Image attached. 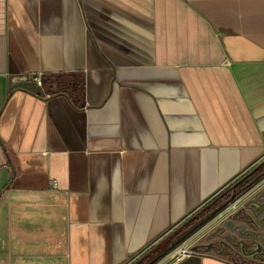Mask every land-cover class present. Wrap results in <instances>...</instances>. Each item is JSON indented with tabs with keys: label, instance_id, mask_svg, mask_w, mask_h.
<instances>
[{
	"label": "crops",
	"instance_id": "0c3cea01",
	"mask_svg": "<svg viewBox=\"0 0 264 264\" xmlns=\"http://www.w3.org/2000/svg\"><path fill=\"white\" fill-rule=\"evenodd\" d=\"M261 162L264 0H0V264H264Z\"/></svg>",
	"mask_w": 264,
	"mask_h": 264
},
{
	"label": "flooded vegetation",
	"instance_id": "af4514ba",
	"mask_svg": "<svg viewBox=\"0 0 264 264\" xmlns=\"http://www.w3.org/2000/svg\"><path fill=\"white\" fill-rule=\"evenodd\" d=\"M264 164V162H261V163H259L255 168H254V170H256L258 167H260L261 165H263ZM264 171V170H263ZM262 196V197H264V188L263 189H260V191L257 193V199H258V197L259 196ZM256 199V200H257ZM251 205V206H250ZM246 207L249 209L250 207H252V200H250L249 202H247L246 203ZM255 207H257V206H255L254 205V208ZM247 211V209H244L243 211H240V212H237L236 214H234L230 219H228L226 222H225V224L223 225V226H220V229L223 231V230H225V231H227L228 229L226 228V225H227V223L229 224V220H231V219H233L234 217H236V216H243V217H245L246 219H248V217H247V215L249 214V213H247L246 212ZM253 213L251 212V216H253L252 215ZM260 218L261 217H258V218H256V217H253V219L255 220L254 222L253 221H251V219L249 218L248 220L249 221H251V222H248V223H246V225L244 226V230L242 231V233L241 234H243L244 232H248L249 233V236L246 238V237H242L241 238V240L245 243V247L242 249L241 248V250H240V254H241V256L243 257V259H253V260H260L261 258H263L264 257V229H262V231H263V235H261L260 234V236H262V238H261V241H259V240H254V239H252V237L253 238H255V237H257V235L255 234V232H258L257 231V226H258V224L260 223L259 222V220H260ZM264 223V222H263ZM247 225L248 226H250V228H247ZM259 227V226H258ZM246 230H248V231H246ZM219 230H215L214 232H211L210 234H209V237L210 238H212V237H214L215 235H217V234H219V233H221V232H218ZM240 230H238L237 231V233H233L234 235H237L238 237H240ZM259 235V234H258ZM233 242L235 241H238V240H236L235 239V237H233V238H231L230 237V235H227ZM241 241V242H242ZM254 243H257V244H260L261 245V248L260 249H258V248H256L255 249V251L253 252V253H250V254H246V251H248V250H251L252 249V244H254ZM227 255H228V257H231V254L229 253V252H227ZM238 256V255H237ZM240 257V256H239Z\"/></svg>",
	"mask_w": 264,
	"mask_h": 264
},
{
	"label": "water",
	"instance_id": "95a60500",
	"mask_svg": "<svg viewBox=\"0 0 264 264\" xmlns=\"http://www.w3.org/2000/svg\"><path fill=\"white\" fill-rule=\"evenodd\" d=\"M33 86H35L34 82L25 81V82H18L16 84H12L11 87L12 88L22 87V88H26L28 90L35 91ZM254 205L257 206V207L254 208ZM249 209L253 213L252 214L253 216L248 214L247 215L248 219L250 218L251 221L254 222L255 220L253 219V217H256V218L261 217L260 220H259L260 223L258 224L259 227L257 226V228H256V229H258V233L260 234L261 232H259V229H264V223H263L264 222V197H262L260 195L257 200H252V207H250ZM248 219H246L243 216H239V217L236 216L233 219L229 220V224L227 223L226 228L228 230H230L234 234L237 233L238 230H240L239 233L241 234L242 231L244 230V226L246 225V223L251 222ZM237 221H242V222H241V224H238V223H236ZM246 231H248V230H246ZM252 239L261 241V238L259 236L255 237V238L252 237ZM256 248L260 249L261 245L257 244V243L252 244V249L246 251V254L253 253Z\"/></svg>",
	"mask_w": 264,
	"mask_h": 264
},
{
	"label": "rangeland",
	"instance_id": "374dc122",
	"mask_svg": "<svg viewBox=\"0 0 264 264\" xmlns=\"http://www.w3.org/2000/svg\"><path fill=\"white\" fill-rule=\"evenodd\" d=\"M263 170H264V164L258 167L256 170H254L250 175L248 176L246 175L244 179L242 177L239 183H237L236 186L234 187L235 193L242 192L241 194H239V196L240 195L242 196L254 190L253 197L256 198L257 193L260 191V189L264 188V171ZM259 232H261L260 234L263 235L262 229H259ZM255 234L259 236L260 238H262V236H260L258 232H255Z\"/></svg>",
	"mask_w": 264,
	"mask_h": 264
},
{
	"label": "built area",
	"instance_id": "2783aa9c",
	"mask_svg": "<svg viewBox=\"0 0 264 264\" xmlns=\"http://www.w3.org/2000/svg\"><path fill=\"white\" fill-rule=\"evenodd\" d=\"M33 80H34L35 85L38 88H41L42 89V88L45 87L44 73H42V72L35 73L34 76H33ZM239 246L243 249L245 247V243L243 241L242 242H239ZM188 253H189L188 248H183L181 251H179L177 253V255L176 254L174 255V258L176 260H180L184 256H186Z\"/></svg>",
	"mask_w": 264,
	"mask_h": 264
},
{
	"label": "trees",
	"instance_id": "16d2710c",
	"mask_svg": "<svg viewBox=\"0 0 264 264\" xmlns=\"http://www.w3.org/2000/svg\"><path fill=\"white\" fill-rule=\"evenodd\" d=\"M44 81H45V87H47L48 85H50V83H55V82H58L60 87H63L64 86L63 81L59 80L55 75L44 74ZM68 89L69 88H66L64 90L67 91ZM50 91H51V89H50Z\"/></svg>",
	"mask_w": 264,
	"mask_h": 264
},
{
	"label": "bare ground",
	"instance_id": "6f19581e",
	"mask_svg": "<svg viewBox=\"0 0 264 264\" xmlns=\"http://www.w3.org/2000/svg\"><path fill=\"white\" fill-rule=\"evenodd\" d=\"M181 250H182V249H181ZM181 250H180V251H181Z\"/></svg>",
	"mask_w": 264,
	"mask_h": 264
}]
</instances>
